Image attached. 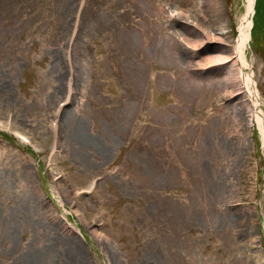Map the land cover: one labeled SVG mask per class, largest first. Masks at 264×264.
Masks as SVG:
<instances>
[{
	"label": "rangeland",
	"instance_id": "rangeland-1",
	"mask_svg": "<svg viewBox=\"0 0 264 264\" xmlns=\"http://www.w3.org/2000/svg\"><path fill=\"white\" fill-rule=\"evenodd\" d=\"M208 5L0 0V264L71 263L49 236L82 264H264V139L214 57L249 15L264 112V0Z\"/></svg>",
	"mask_w": 264,
	"mask_h": 264
},
{
	"label": "bare ground",
	"instance_id": "bare-ground-1",
	"mask_svg": "<svg viewBox=\"0 0 264 264\" xmlns=\"http://www.w3.org/2000/svg\"><path fill=\"white\" fill-rule=\"evenodd\" d=\"M209 1L208 7L211 9H218L219 8V0H207ZM255 0H249L248 10L250 13V10L254 8ZM210 10V9H209ZM180 14H183L184 10L178 11ZM176 12V13H178ZM210 12H212L210 10ZM213 14H210V22H212L211 19H213ZM215 21V19H214ZM247 23L242 24L241 27V35L235 43L228 47H225V49L221 50L223 53H217L214 55L215 60L217 61L216 64H222L228 68V71L230 76L224 77V82L226 84H230L232 81L231 75L235 73V70H237V76L238 80H240L243 84V91H240L239 98V104L249 101L251 104V110L253 111V117L254 120H256L261 128V132L264 139V112L261 106L259 105V94H258V84L255 81V78L252 73L245 72L244 68L248 66V57L246 54V47L247 43L249 42L250 36L252 35V32H250L251 26H252V20L249 18V15L247 16ZM218 27L220 29H223L224 25L222 21L219 20L217 23ZM196 32L198 30H195ZM228 74V75H229ZM227 75V76H228ZM4 82L0 84V91H4ZM69 106V105H68ZM65 107H63L62 114L65 110ZM84 139L86 141H90L91 137L89 135H85ZM61 236H55L51 237L49 236V239H47L41 247H39L40 254L42 253H49L53 252L57 249L58 245L63 244V246L67 247L68 253L71 255L72 259L74 260L69 264H82L86 260V257L82 254V247L79 245L77 240L73 239H64L61 241ZM39 258H37L36 254L33 252L26 253L22 257L19 258L17 264H38Z\"/></svg>",
	"mask_w": 264,
	"mask_h": 264
}]
</instances>
